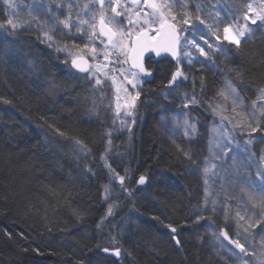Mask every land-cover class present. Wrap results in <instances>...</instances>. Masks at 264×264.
Returning <instances> with one entry per match:
<instances>
[{
	"label": "trees",
	"instance_id": "trees-1",
	"mask_svg": "<svg viewBox=\"0 0 264 264\" xmlns=\"http://www.w3.org/2000/svg\"><path fill=\"white\" fill-rule=\"evenodd\" d=\"M175 10L181 12L179 7ZM5 23L6 8L0 0V24ZM39 47L23 31L0 28V264H95L94 258L106 256L110 228L123 214L136 217L130 220V242L126 238L117 243L123 252L130 251L131 264H223L208 247L202 250L192 231L197 224L189 216L193 180L181 172L187 162L177 152L180 148L161 144L153 128L155 107L150 98L160 103L155 96L167 90L165 78L173 64L158 63L145 86L140 113L145 115L149 107L151 111L131 135L130 175L124 176L127 192L118 184L124 143L114 139L118 157H111L112 144L106 152L109 138L102 133L103 120L88 114L82 78L70 65H51V79H44L19 51L31 56ZM41 51L42 59L50 55L58 63L57 54L48 48ZM242 51L238 57L231 46L224 62L213 52L214 66L200 70L205 86L200 89L215 93L223 70H230L232 83L247 99L264 88V33L242 42ZM193 113L204 121L201 112ZM196 143L188 151L197 157L203 144ZM97 173V180L91 181ZM141 175L147 178L144 187L137 186ZM131 205L136 214H128ZM110 206L112 214L105 221Z\"/></svg>",
	"mask_w": 264,
	"mask_h": 264
},
{
	"label": "rangeland",
	"instance_id": "rangeland-1",
	"mask_svg": "<svg viewBox=\"0 0 264 264\" xmlns=\"http://www.w3.org/2000/svg\"><path fill=\"white\" fill-rule=\"evenodd\" d=\"M231 1L191 0L188 10L195 14V7L193 5H199L201 8V12L199 14L201 18L204 19L205 24L202 25L199 24L198 21H194L193 23L196 24L200 31L193 33L190 30L188 33H182L180 48L192 51L193 55L198 58V62L193 65H189L187 63V58L183 57L182 52L180 57H177V59L179 58L181 60L179 66L185 75L188 78L193 77V82L197 81V87L194 83H190L188 78L183 79L181 77L180 80L182 82V87L176 91H168L170 88L167 87V90L161 91L155 96L160 99V103H156L155 106L152 102V97L150 98L149 103H152L151 106L155 107L154 119L155 122L157 121L159 123V125L157 126V129V127L155 128V123L153 128L155 132L158 133L161 140H164V137L180 138L186 144L202 140L203 145L197 150L199 153L196 152L198 153V156L196 157L194 155L197 167L195 171L190 174V178L194 179L193 184H191L192 186L189 184V199L190 204L192 205L191 215H194V217H192V222L197 223L202 240L205 239L206 246L210 249V254L217 261L220 260L223 264H241V261L233 254H239V249H236L234 245H229L226 240L220 236V230L227 231L229 236L233 239L237 238L235 235L237 231L241 232V237L248 235L243 232V229L237 228V221L235 219V213L237 210H240L241 214H245L244 209H248L246 220L239 222L245 227L248 226L247 216H252L251 223L253 224L255 223V220L259 218L260 209L252 208L251 203L248 201V195L253 193L257 197L261 195L260 185L262 180H264V176H259L257 173L258 171L264 172V160H261L260 158L264 155V142L260 140V137L264 136V132L258 131L253 133L252 136L254 142L252 145H247L246 141L249 139L247 131L242 133L240 128H234L233 125L237 122L250 120L254 111L253 102L256 104L255 111L257 116H259V109L260 106L264 104V100H260L258 98L260 95L258 91L254 92L255 99L251 104L245 103L241 91L238 90L240 92L242 104H239L236 108V112H233L231 97L225 101L222 97L217 95L221 89H226L228 81H234L235 78L232 76L230 70H223L224 75L219 77L220 87L215 93L210 94L203 92V90L199 87V83L200 85L203 83V77L200 70L204 66H214V53L211 54V59H205L204 57H200L199 53H196L192 48H185L184 41V37L186 36L188 40L195 39L197 43L206 48L203 41L200 40V36L204 35L210 43L220 45L221 47L230 50V47L233 45L229 44L228 41L223 40L224 26L231 24L234 27H239L245 24L246 21L244 20V14L248 11L247 5L249 3H251L254 8L262 6L261 0ZM13 2L16 5L15 8H8V6L4 3L6 8V20L8 18H12L15 22L22 24L23 26L15 31H23V33L27 36L35 38L37 46H41L39 47L40 50L37 49L36 53H32L31 56L26 55L24 50L19 49L21 56L30 62L32 68L39 76L44 79H51L50 76L53 68L57 66V64L58 67L65 64L70 65L72 59L75 57L83 56L84 59L89 62V74L86 77H83L81 81L83 83L82 93L83 96H85L84 100L86 102V109L90 117L95 118L98 116L99 118H102V123L105 127L102 129V133L104 135L105 132L106 135H108L114 150H117V141L120 140V142L122 141L124 143V151L126 153L122 167L123 173H119V177H129V158L132 156V149H134L131 141V135L135 128L140 127L141 123L145 119V115L148 117L151 111V108L149 107L145 109V115L143 112L140 113L142 110L141 103L145 102L142 100L145 93L144 91H147V88H145L146 84H143L144 78L138 74L139 82L137 83L136 88H133L126 80H124L119 71L120 68H124L126 70L129 69V65L109 63L108 68L103 69V71L108 73V77L115 76L116 83L114 84L110 78H105L102 73H96V75L104 81L102 85L96 86L95 78L91 75V73L95 71L96 64H101L103 66L108 63V61L103 59L102 55L105 51V44L107 41H105V39L103 40L99 34L97 37H91L90 29H88L87 25L83 26L85 28L84 33H76L75 29H73L71 33H69L67 29H63V31L57 30L55 32H51L50 35L53 36V41H47L42 36L41 29L38 25L47 21V26L43 28V31H48V29L53 25L51 17L56 15L60 19H64L69 15V5H71L70 15L74 21L76 20L78 14L82 19H89L90 14L81 11L83 5L88 3V0H13ZM108 3L109 0H105L106 15L111 17L112 13L110 9L107 8ZM57 4L60 5L59 8H57ZM210 7L211 11L207 12ZM247 23L253 30L252 34L264 33V25H262L260 21H257L255 25L251 24L250 21ZM207 25H211L213 30H218L217 34L221 37L219 41L216 40L215 36L210 34ZM58 27L62 29V25H59ZM8 28L12 30L10 27ZM50 43L52 44L51 47L49 46ZM64 45H68L66 50H58V48L64 49ZM73 45H75V47ZM85 45H88V48L95 47L97 49L96 59L92 58V54L88 51V49H85L83 52L79 51V49L84 48ZM41 48H48L52 55H54L53 52L57 54L59 59L58 63L55 58L50 55L46 57V61L45 59H42L43 54ZM229 53L230 52L226 55L219 53L223 62L226 57L229 56ZM110 59L114 62L117 57L112 56ZM119 59H123V57H119ZM177 59L174 63L176 66H178ZM51 65H53V68ZM112 69L116 70L112 71ZM230 77L232 80H230ZM125 89H127V91H125ZM136 91L140 92V96L136 100L135 109L132 110L133 115L129 116L127 115L129 110L125 105L129 98V94L135 95ZM193 95H195L199 101L198 104L193 105L188 103ZM117 97H119V100H117ZM163 102H165V104H163ZM117 103L121 106L119 114H117ZM186 103H188L187 107H185ZM210 103L212 107H215L217 104L222 107L218 108L217 112L214 113L212 111V107H209ZM170 104L173 105V107H169ZM193 112H201V118L204 119V121H200ZM220 112H222L223 116H227L228 119H223L222 115L218 114ZM260 119L262 121L261 126L264 127V117H260ZM133 120L135 121L134 123ZM122 121H124V123H122ZM185 121H187L189 125H195V133L191 131V128H187L189 134L187 136L185 135ZM229 121H231V123ZM116 137L117 141H114ZM173 143L174 142H168V145H172ZM106 147L108 148L109 146ZM176 147L177 146H174L173 148L176 149ZM117 151H113V157L119 156ZM121 156L123 155L121 154ZM211 164H215L216 167L212 170V172L205 174L203 169ZM126 177H124V180ZM205 180H207V184H205ZM118 184L124 190L129 192L126 180L123 181V184H121L120 181ZM206 188L208 193H210L208 196L209 201L212 199H216L218 201L216 205L217 212L214 214L210 211L212 208L211 203L208 204L207 208L204 206ZM241 188H244L245 191L242 192ZM233 197L234 199H232ZM104 200H107V198ZM107 203L109 204L110 201ZM226 205L228 206L227 219L224 215ZM134 207L135 206L133 205L130 208L131 211H129L128 214L130 212V215L136 214ZM253 213H256L257 215L253 216ZM121 216L122 218L118 221L123 222V224L120 225L117 223L119 228L115 226L116 228H112L110 231L112 236L115 232L116 234L114 233V235H117V237L120 235L121 237L115 239L110 235L109 238L106 233L107 244L105 247L111 251L110 253H112L114 259L119 262L118 264H126V260H131L128 252L124 255V258H121V254L116 256L114 254V250L119 247L117 243L123 241L125 235L127 236V234H129L128 232L131 228L130 225L136 220V217L135 215H132L131 217L133 218V221L131 222V217L129 218V216L124 214ZM110 217L111 216L108 214L105 221H107ZM199 220L201 225L198 222ZM262 225H264V221H262ZM260 228L261 225L249 228V233H251V236H248V240L251 244L249 250L251 252H255L256 255H259L262 241H264V232H261ZM107 231H109V228H107ZM218 236L219 239H217ZM197 237L200 240L199 234ZM242 242H244L243 239ZM246 247H249V245L246 244ZM121 252H123V250H121ZM245 259L252 260L253 264H259V262L255 260L254 256L245 257Z\"/></svg>",
	"mask_w": 264,
	"mask_h": 264
},
{
	"label": "snow or ice",
	"instance_id": "snow-or-ice-1",
	"mask_svg": "<svg viewBox=\"0 0 264 264\" xmlns=\"http://www.w3.org/2000/svg\"><path fill=\"white\" fill-rule=\"evenodd\" d=\"M4 3L8 6V8H15L16 5L13 0H4ZM191 0H109L107 8L110 9L112 16L108 17L106 15V6L105 0H88V3L83 5L81 9L82 12H87L90 14L89 19H82L78 14L76 20L74 21L70 15L71 13V5H69V15L64 19H60L58 16L53 15L51 19L53 20V25L48 31H43V28L47 26V21L43 24H39L38 27L41 29V34L47 41H53V36L50 35L51 32H55L57 30L63 31V29H67L69 33L73 29H75L76 33H84L85 28L84 25L88 26L90 29L91 37H97V26H99V36L106 38L105 51L103 52V59L108 61V63L95 65V71L91 73V75L95 78V85L99 86L104 83L103 80L96 75V73H102L105 78L112 79V82L116 83V77H108V73L103 71V69L108 68L109 63H115L117 65L121 64H129V69L120 68V75L123 76L124 80L127 81L133 88H136L138 81V74L144 73L145 75H151V73L144 66V55L148 51H153L157 56L161 54V52L171 53L173 57H180L181 52L183 57L187 58V63L189 65H193L198 62V58L193 55L192 51L183 50L180 48L181 45V34L188 33L190 30L195 33L200 31V29L194 24V21H198L199 24H205L204 19L201 18L200 12L201 8L199 5H193L195 7V14L192 11H189V4ZM98 5V7H96ZM261 7L254 8L251 3L247 5L248 11L244 14L245 24L239 27H234L229 24L224 26L223 28V40L229 42V44L233 45L236 49V55L242 56V42H247V39L251 38L252 29L249 27L247 23L250 21L251 24L255 25L257 21H260L262 25H264V0H261ZM60 5L57 4V8ZM176 7L181 9L180 13L175 11ZM179 17V18H178ZM62 25V29L58 26ZM22 24H19L14 21L12 18H8L5 24H0V28L10 27L13 32L22 27ZM208 30L211 35L215 36L216 40L219 41L221 39L220 35L217 34L218 30H213L211 25H207ZM200 40L203 41L204 46H201L196 42L195 39L188 40L187 37H184L185 48H192L196 53H199L200 57H204L205 59H211V54L213 52H219L222 55H226L230 50L221 47L220 45H214L210 43L204 35L200 36ZM51 47L52 44L50 43ZM75 47V45H73ZM68 45H64V49L58 50H66ZM85 49L91 52L92 58L96 59L97 49L95 47L88 48V45H85L84 48H80L79 51L83 52ZM116 56L117 59L113 62L110 57ZM119 57H123V59H119ZM214 62V61H213ZM181 60L177 59V68L172 73L171 79L169 80V85H173L177 82L178 78L187 79L188 77L181 70L179 66ZM72 65L78 68L82 72H89L90 68L88 65V61L84 59L83 56L75 57L72 59ZM116 69H112L115 71ZM138 70V71H133ZM131 77V78H130ZM203 87V83L201 85ZM127 91V89H125ZM259 99L264 100V88L259 89ZM217 95L222 97L225 101L231 97L232 100V111L236 112L237 106L242 104L240 92L237 90V87L232 83V81L227 82L226 89H221ZM140 92L136 91L135 95L129 94V98L126 102V108L129 110L127 115L132 116V110L136 107V100L139 98ZM119 100V97H117ZM193 105L198 104L196 96L193 95L191 100L188 101ZM188 103L185 104V107L188 106ZM117 114H119L120 104L117 103ZM209 107H212L211 103ZM222 106L217 104L215 107H212V111L214 113L217 112L218 108ZM253 113L250 120L244 122H237L233 125L234 128H240L241 132L247 131L249 139L246 141L247 145H252L253 133L258 131L264 132V127L261 126L262 121L260 117H264V104L260 106L259 116L256 114V104L253 102ZM226 110V109H225ZM222 115V112L218 113ZM239 114V113H238ZM223 119H228L227 116H223ZM135 121L133 120V123ZM231 123V121H229ZM124 123V121H122ZM186 126L185 135L187 136L189 133L187 128H191V131L195 133L196 128L195 125H189L187 121L184 122ZM59 135L64 136L63 132L57 130ZM110 135V133H109ZM260 140L264 142V136L260 137ZM77 144L81 145L82 151H87L86 146L82 144L81 141H76ZM109 148L106 149V152L110 150L111 140L108 141ZM185 158L191 159V155L188 151H184L183 149H179ZM104 157L102 156V159ZM261 160H264V155H262ZM107 163V161H105ZM110 167V165H109ZM216 167L215 164H211L208 167L203 169L204 173H210ZM114 171V170H112ZM118 175V174H117ZM257 175L264 176V172L258 171ZM121 184H123L124 177H119ZM145 182V177L140 176L139 183L143 184ZM205 184H207V180H205ZM241 191H245L244 188H241ZM105 193L107 198L108 188L105 187ZM260 193L258 197L253 193L248 195V201L251 203L252 208H259V218L255 220V223H251L252 216H247L248 226L245 227L243 224H240V221L246 220V215L248 209H244L245 214H241L240 210H237L235 213V219L237 221V228L243 229V232L248 234L244 237H241V232L237 231L235 233V239L231 238L227 231L220 230V236H222L225 240L235 246L236 249H239V254L233 253L237 256V259L241 261V264H253V261L250 259H245V257H255V260L259 262V264H264V241H262L261 249L259 251V255H256L255 252H251L249 249L251 247L250 241L248 240V236H251L249 233V228H254L257 225H261L260 231L264 232V225H262V221H264V180H262L260 185ZM205 199L204 206L207 208L208 204L211 203L212 208L210 209L211 213L217 212V203L216 199H212L209 201L207 188L205 189ZM234 199V197L232 198ZM108 214H112L111 206L108 209ZM224 215L227 219L228 216V206H225ZM253 216L257 215L256 213L252 214ZM202 218V217H200ZM175 232V228L172 229ZM219 239V236L217 237ZM242 239L244 242H242ZM179 244V240L176 241ZM246 244L249 247H246ZM104 252H108V248L103 249ZM114 254L116 256L120 255V249L116 248L114 250ZM242 254V255H241Z\"/></svg>",
	"mask_w": 264,
	"mask_h": 264
},
{
	"label": "bare ground",
	"instance_id": "bare-ground-1",
	"mask_svg": "<svg viewBox=\"0 0 264 264\" xmlns=\"http://www.w3.org/2000/svg\"><path fill=\"white\" fill-rule=\"evenodd\" d=\"M228 57V56H227ZM226 57V58H227ZM220 76H222V75H220ZM188 80H190V83H194L195 84V86L197 87V81L196 82H193V77H189L188 78ZM201 85H202V83H201ZM201 85H200V83H199V87H201ZM242 97H243V100H244V102L245 103H248V104H251L253 101H254V96L253 97H251L250 99H247V98H245L243 95H242ZM155 104V106H156V103H154ZM166 107V106H165ZM149 116H150V113H149ZM156 123V126H155V128L159 125V123L156 121L155 122ZM105 128V127H104ZM157 129H158V127H157ZM163 138V137H162ZM160 140V142H161V144H163V142L164 143H168V142H174L172 145H170L171 147H174V146H177L176 147V150L178 149V148H180V149H183L184 151H188L189 149L188 148H190V147H192V146H194V145H196L197 143L195 142V143H185L182 139H178V138H168V137H164V140L162 139H159ZM198 142V141H197ZM119 149H121L120 147H119ZM118 150V149H117ZM116 150V151H117ZM70 151V150H69ZM118 151H120V150H118ZM179 154H180V156H181V158L182 159H184V160H186V162H187V166L185 167V166H183L182 167V170H181V172H184V178L186 179V180H188V175L189 174H192L194 171H195V169H196V158L194 157V156H192L191 155V153H190V155H191V159H187V158H185L184 157V155H183V153L180 151V150H178L177 151ZM112 154H113V152L111 153V157H113L112 156ZM97 176H98V173L96 174V176H95V179L94 178H90V180L91 181H93V180H97ZM142 176V175H141ZM145 177V176H144ZM139 178H140V176L138 177V179H137V185L139 186ZM190 178V177H189ZM193 180V182H194V179H192ZM146 183H147V178L145 177V182L141 185V186H139V187H144L145 185H146ZM191 208H192V205H191ZM191 208H190V210H189V212H190V214H189V216H191V222H192V217H194V215L192 216L191 215V212H192V210H191ZM199 222V224H200V220L198 221ZM120 225H122L123 224V222H121V221H119L118 222ZM192 224H193V222H192ZM201 225V224H200ZM118 227V225H114V226H112L111 228H110V231H111V229L112 228H116V227ZM198 225L196 224V226L193 228V232L195 233V234H199V237H200V240H199V245L201 246V248H203L202 250H204L205 249V247H208V246H206V241H205V239L204 240H202V238H201V235H200V232H199V230H198V227H197ZM133 226H131V228L129 229V233L131 234H127V237H125L124 239H126L127 238V242H130V240H131V237H132V235H133V233L132 232H134L133 231V228H132ZM119 228V227H118ZM198 232V233H197ZM114 234V233H113ZM119 249H120V257L122 258H124V255H126V253L128 252H121V248L120 247H118ZM206 250V249H205ZM207 251V250H206ZM111 251H108L107 253H105V255L106 256H104V257H102V256H100L99 258H94L93 259V262L95 263V264H118L119 262H117L115 259H114V257H113V255H112V253H110ZM128 254H129V256H131L130 255V251L128 252ZM121 260V259H120ZM92 262V261H91ZM126 264H131L130 263V261L129 260H126Z\"/></svg>",
	"mask_w": 264,
	"mask_h": 264
},
{
	"label": "flooded vegetation",
	"instance_id": "flooded-vegetation-1",
	"mask_svg": "<svg viewBox=\"0 0 264 264\" xmlns=\"http://www.w3.org/2000/svg\"><path fill=\"white\" fill-rule=\"evenodd\" d=\"M97 7H98V5H97ZM97 28H98V26H97ZM168 62H170L169 60H167V59H162V60H157L155 57H153V56H149V57H146L145 59H144V65H145V68L151 73V74H153V68H155L156 66H157V64L158 63H168ZM171 63V62H170ZM148 64H149V66H148ZM171 64H173V65H170L171 67H172V69H171V71L168 73V75H166V78H165V84L164 85H166L168 88H170V89H168V91L169 90H173V91H176L177 89H179L180 87H182V82H181V78H178V80H177V82L175 83V84H173V85H169V80L171 79V75H172V73L176 70V68H177V66H176V64H174V63H171ZM153 80V75H152V78H151V80L150 81H146L147 83L146 84H149L151 81ZM145 84V83H144ZM166 87V88H167Z\"/></svg>",
	"mask_w": 264,
	"mask_h": 264
},
{
	"label": "water",
	"instance_id": "water-1",
	"mask_svg": "<svg viewBox=\"0 0 264 264\" xmlns=\"http://www.w3.org/2000/svg\"><path fill=\"white\" fill-rule=\"evenodd\" d=\"M98 34H99V26H98ZM101 37V36H100ZM102 39H105L106 40V38L105 37H101ZM149 56H153V57H155L157 60H162V59H167V60H169L171 63H175L176 62V59H177V57H173L172 55H171V53H167V52H161V54L159 55V56H157L156 54H155V52H153V51H148V52H146L145 53V55H144V59L146 58V57H149ZM144 59H143V62H144ZM86 60V59H85ZM88 65H89V62H88ZM129 66H130V63L128 64ZM145 66V65H144ZM70 68H71V70L74 72V73H76L77 75H79V76H85V75H87V73L88 72H82V71H80L78 68H76V67H74L73 65H72V62H71V64H70ZM135 71H138V70H135ZM144 78H145V80L146 81H150L151 80V78H152V74L151 75H145L144 73H140ZM142 184L141 183H139V186H141ZM227 242H228V240H226ZM229 243V242H228ZM230 244V243H229ZM231 245V244H230Z\"/></svg>",
	"mask_w": 264,
	"mask_h": 264
}]
</instances>
